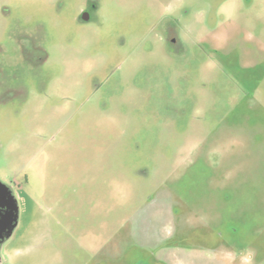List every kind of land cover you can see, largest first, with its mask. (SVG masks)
I'll list each match as a JSON object with an SVG mask.
<instances>
[{
  "label": "rangeland",
  "instance_id": "rangeland-1",
  "mask_svg": "<svg viewBox=\"0 0 264 264\" xmlns=\"http://www.w3.org/2000/svg\"><path fill=\"white\" fill-rule=\"evenodd\" d=\"M0 178V264H264V0H0Z\"/></svg>",
  "mask_w": 264,
  "mask_h": 264
},
{
  "label": "flooded vegetation",
  "instance_id": "flooded-vegetation-1",
  "mask_svg": "<svg viewBox=\"0 0 264 264\" xmlns=\"http://www.w3.org/2000/svg\"><path fill=\"white\" fill-rule=\"evenodd\" d=\"M85 17L89 20L90 13L83 11ZM176 28L170 23L168 26V35L172 40L176 38ZM28 55V54H27ZM19 199L11 184L4 182L0 178V262L2 259L1 251L6 240L15 231L19 222ZM223 264V263H222Z\"/></svg>",
  "mask_w": 264,
  "mask_h": 264
},
{
  "label": "crops",
  "instance_id": "crops-1",
  "mask_svg": "<svg viewBox=\"0 0 264 264\" xmlns=\"http://www.w3.org/2000/svg\"><path fill=\"white\" fill-rule=\"evenodd\" d=\"M113 258H114V257H113ZM115 259H116V258H115ZM104 261L109 262L108 264H111V262H112V264H121V263H120L121 261L114 260V259H110V258H106V259H104ZM126 261L128 262L129 259H127ZM90 262H91V261H90ZM90 262H88V263L86 262V264L95 263V262H91V263H90ZM125 263H126V262H125ZM125 263H124V264H125ZM98 264H100V263H98ZM101 264H102V263H101Z\"/></svg>",
  "mask_w": 264,
  "mask_h": 264
}]
</instances>
